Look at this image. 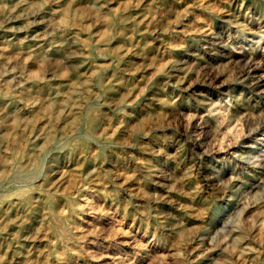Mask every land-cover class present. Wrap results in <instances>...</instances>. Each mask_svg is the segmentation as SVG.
Instances as JSON below:
<instances>
[{"label":"rangeland","instance_id":"374dc122","mask_svg":"<svg viewBox=\"0 0 264 264\" xmlns=\"http://www.w3.org/2000/svg\"><path fill=\"white\" fill-rule=\"evenodd\" d=\"M262 30L264 0H0V264H104L110 248L135 251L138 242L140 264L152 253L151 264H264V170L220 159L252 151L227 144L244 113L264 112ZM229 61L259 66L221 89L173 87ZM222 93L243 105L221 109L217 121L196 99L220 103ZM171 97L192 132L225 149L216 159L193 161L191 145L183 165L170 158L183 143L159 102ZM105 137L116 143L103 147ZM213 168L233 178L226 191L204 181ZM174 182L183 191L169 192ZM103 213L140 237L111 234Z\"/></svg>","mask_w":264,"mask_h":264},{"label":"clouds","instance_id":"9594fccd","mask_svg":"<svg viewBox=\"0 0 264 264\" xmlns=\"http://www.w3.org/2000/svg\"><path fill=\"white\" fill-rule=\"evenodd\" d=\"M224 2L228 3L229 0H224ZM216 13L222 11V9H214ZM244 25H240L241 30H244ZM261 37L264 38V30L260 33ZM231 37L229 38L230 41ZM229 41L224 42V46H228ZM199 59H203V57H199ZM249 64H253L254 66H259L258 63H254L252 61H246L241 63L240 61H229L227 64H218L212 65L208 64L206 67L205 74L203 76H197V78L190 81V83L184 87L183 81L186 76H181L177 80V82L173 85L174 88H181L182 92L187 91L188 88H191L194 84H207L211 88L221 89L224 84L229 83H243V73L245 70L249 69ZM173 67H178L177 65H173ZM195 69V64L192 66H186L185 68L180 69V71L191 72ZM223 77V79H220ZM219 80V83L217 81ZM171 81H166L168 84ZM176 99H164L159 101L166 108H170L173 111V119L178 123H174L171 125L174 127V135L180 137L183 140L180 148L172 154L170 157L177 163V167L183 165L185 160L188 157L185 155V149L191 145V158L193 161H199L201 163H206L205 157H212L216 159V153L225 151L219 145V143H213L211 141H202L200 135L191 131L188 120L191 119L187 116L186 113L180 112L176 105ZM196 104L198 107H204L207 111V115L219 120L224 112L220 111L231 110L237 106L243 105V97L242 96H234L228 95L227 93L221 94V102L216 103L214 101H210L207 99H196ZM121 112H124L125 109L121 108ZM239 109H237V114H233L229 123H234L236 120L240 119V115L238 114ZM183 117V119H181ZM194 118V117H193ZM183 125V127H181ZM157 127H164L162 124H158ZM264 127V112L255 113L252 109H249L246 113H244L243 120L241 124L237 127V134L234 138H231L227 144L228 148H231L233 144L239 145L241 148L250 147L252 151H232L227 154V156L220 157V159L228 160L229 162L232 160H237L243 162L246 166L262 169L264 170V132H261V128ZM254 133H259V135H254ZM143 135L147 136L148 132H144ZM245 137H252L254 143L251 145H244L241 142ZM105 144L103 147L108 148L111 147L113 142L110 137H105ZM197 146L200 150H197ZM259 146V147H258ZM159 155L160 153H156ZM192 169L188 168V172H191ZM204 181L208 183L209 181H215L214 184L211 185L212 189L215 191H226L232 184L233 178L229 177L227 179L223 178L220 174V171L213 168V170L206 176L203 177ZM109 183H116L115 178H112L108 181ZM176 183L174 182L169 187V192L183 191V184L180 185L178 189L176 187ZM120 186L117 185V188ZM185 195H192L193 193H184ZM141 215H146V213H140Z\"/></svg>","mask_w":264,"mask_h":264},{"label":"bare ground","instance_id":"6f19581e","mask_svg":"<svg viewBox=\"0 0 264 264\" xmlns=\"http://www.w3.org/2000/svg\"><path fill=\"white\" fill-rule=\"evenodd\" d=\"M258 3V2H257ZM259 4V3H258ZM242 10V9H241ZM248 13V12H247ZM5 15V14H4ZM247 18V17H246ZM249 18H250V16H249ZM248 19V18H247ZM257 23H255V25H256ZM261 26V25H260ZM249 28H251V27H249ZM233 29V28H232ZM252 29V28H251ZM259 29V28H258ZM237 30V29H236ZM238 30H240L239 28H238ZM260 31V30H259ZM254 32V31H253ZM252 32V33H253ZM240 33H241V31H240ZM240 33H238V34H240ZM243 33V32H242ZM261 33V32H260ZM247 34V33H246ZM249 34V33H248ZM243 35V34H242ZM254 35V34H253ZM258 35V34H257ZM238 36V35H237ZM255 36V35H254ZM257 37V36H256ZM241 38H243V37H241ZM72 39V38H71ZM70 39V40H71ZM244 41V40H243ZM73 42H75V41H73ZM255 42H257V41H255ZM77 45V44H76ZM252 45V44H251ZM131 47V46H130ZM237 47H239V46H237ZM236 47V48H237ZM241 49V48H240ZM239 50V49H238ZM256 50V49H255ZM263 51V50H262ZM253 52V51H252ZM127 53H129V52H127ZM79 57V56H78ZM195 59V58H194ZM197 59V58H196ZM195 59V60H196ZM242 59V58H241ZM245 59V58H244ZM261 59H263V57L261 58ZM258 60V59H257ZM253 61V60H252ZM200 62V61H199ZM260 62V60L258 61V63ZM255 63V62H254ZM257 63V62H256ZM195 64V63H194ZM253 66V65H252ZM251 69V68H250ZM253 69V68H252ZM255 70V69H254ZM258 71V70H257ZM254 72V71H253ZM260 74V73H259ZM261 75V74H260ZM178 78V77H177ZM255 78V77H254ZM261 79V78H260ZM254 80V79H253ZM254 82V81H253ZM264 82V81H263ZM257 83V82H256ZM259 88H260V86H259ZM175 90V89H174ZM261 90V89H260ZM263 90V89H262ZM156 92V91H155ZM175 92H177V90L175 91ZM159 94V93H158ZM178 94V93H177ZM163 97V96H162ZM172 98V97H171ZM180 98H182V97H180ZM184 98V97H183ZM153 99H154V97H153ZM179 99V98H178ZM183 100V99H182ZM179 101V100H178ZM188 101V100H187ZM187 101H185V102H187ZM190 101V100H189ZM181 102V101H180ZM245 102V101H244ZM190 103V102H189ZM182 104V103H181ZM160 106V105H159ZM163 106V105H162ZM246 108V107H245ZM249 108V107H248ZM165 110V109H164ZM188 110V109H187ZM248 110V109H247ZM253 110V109H252ZM180 111H182V110H180ZM184 111V110H183ZM245 111V110H244ZM254 111V110H253ZM260 111V110H259ZM256 113V112H255ZM204 117V116H203ZM209 120V119H208ZM210 121V120H209ZM218 121V120H217ZM212 123V122H211ZM229 124V123H228ZM232 124V123H231ZM230 125V124H229ZM157 127V126H156ZM217 127V126H216ZM213 128V127H212ZM235 129V128H234ZM216 130V129H215ZM237 130V129H236ZM235 130V131H236ZM159 135H161V134H159ZM158 135V136H159ZM167 135V134H166ZM163 136V135H162ZM156 137V136H155ZM160 138V137H159ZM158 138V139H159ZM157 139V138H156ZM155 139V140H156ZM163 139V137L161 138V140ZM164 141V140H163ZM157 143H159V142H157ZM165 143H166V140H165ZM250 145V144H249ZM161 146H162V144H161ZM163 147V146H162ZM145 149V148H144ZM177 151V150H176ZM149 158V157H148ZM139 159V158H138ZM148 160V159H147ZM144 162H145V160H144ZM142 163V162H141ZM140 163V164H141ZM148 164V163H147ZM143 166H145V164L143 165ZM146 167V166H145ZM156 168V167H155ZM148 170H150V169H148ZM152 170V169H151ZM154 171H155V169H154ZM159 171V170H158ZM157 170H156V172H158ZM155 172V173H156ZM154 173V174H155ZM261 173V172H260ZM72 174H74V173H72ZM71 174V175H72ZM237 174V173H236ZM239 174V173H238ZM155 176V175H154ZM138 176H136V178H137ZM263 177V176H262ZM153 178V177H152ZM243 178V177H242ZM241 178V179H242ZM239 179H240V177H239ZM260 179V178H259ZM262 179V178H261ZM258 181H260V180H258ZM86 185V184H85ZM132 185V184H131ZM254 186V185H253ZM84 187V186H83ZM128 187V186H127ZM263 187V184H260L259 186H258V189H259V191L261 190V188ZM85 188V187H84ZM255 188V187H254ZM264 188V187H263ZM93 189V188H92ZM257 189V188H256ZM243 190V189H242ZM95 191V190H94ZM248 191H249V189H248ZM254 191H255V189H254ZM253 192V191H252ZM256 192V191H255ZM82 193V192H81ZM91 193V192H90ZM133 193H135L134 191H133ZM137 193V192H136ZM93 194V193H92ZM131 194V193H130ZM139 194V193H138ZM134 195V194H133ZM258 195H259V193H258ZM81 196V195H80ZM83 196V195H82ZM86 197H87V194L85 195ZM137 196V195H136ZM139 196V195H138ZM137 196V197H138ZM168 196V195H167ZM251 196V195H250ZM255 196V195H254ZM78 197V196H77ZM85 197V198H86ZM140 197H142L141 195H140ZM263 197V196H262ZM90 198H92V197H90ZM260 198V197H259ZM264 199V198H263ZM83 200V199H82ZM86 200V199H85ZM84 200V201H85ZM90 200V199H89ZM255 200H256V198H255ZM254 200V201H255ZM259 200H261V198L259 199ZM84 201H82V202H84ZM244 201V200H243ZM251 201V200H250ZM258 201V200H257ZM256 201V202H257ZM86 202V201H85ZM253 202V201H252ZM262 202V201H261ZM68 203V202H67ZM88 203H90V202H88ZM87 203V205H89ZM92 203V202H91ZM78 204V203H77ZM76 204V205H77ZM80 204V203H79ZM82 204H84V203H82ZM93 204V203H92ZM91 204V205H92ZM95 205H97V204H95ZM99 205V204H98ZM243 205V204H242ZM74 206V205H73ZM108 206V205H107ZM241 206V205H240ZM243 206H246V205H243ZM78 207V206H77ZM82 207V206H81ZM86 207V206H85ZM97 207V206H96ZM105 207V206H104ZM104 207H100L99 209L101 210L102 208H104ZM216 207V206H215ZM106 208V207H105ZM243 208V207H242ZM241 208V209H242ZM79 209V208H78ZM95 209V208H94ZM107 209H109V208H107ZM110 209H112V208H110ZM217 209V208H216ZM76 210V209H75ZM74 210V211H75ZM104 210V209H103ZM215 210V209H214ZM50 211V210H49ZM95 211H97V210H95ZM105 211V210H104ZM107 211V210H106ZM109 211V210H108ZM113 211V210H112ZM212 211V210H211ZM76 212H77V210H76ZM217 211L215 210V213H216ZM241 212V211H240ZM97 213V212H96ZM116 213V212H115ZM204 213V212H203ZM211 213V212H210ZM113 214V213H112ZM212 214H213V212H212ZM54 215V214H53ZM72 215V214H71ZM95 216H97L96 214H94ZM93 215V216H94ZM99 215H100V213H99ZM117 215V214H116ZM209 215V214H208ZM73 216V215H72ZM92 216V215H91ZM103 216V217H102ZM111 216H113V215H111ZM110 216V217H111ZM119 216V215H118ZM117 216V217H118ZM212 216V215H211ZM215 216V215H214ZM62 217V216H61ZM101 217L103 218V223H104V225H105V223L106 224H109V226H110V232H111V234H113V235H118V236H121L120 237V239L121 238H123V239H125V241L126 242H131L132 240H134V239H137L138 237H140V236H136V233H134V231L132 230V229H130V228H128L127 226V228L125 229L124 228V224H122L123 223V219L121 220L122 222H110V221H108V217H109V215L107 214V213H103L102 215H101ZM101 217H95L94 218V221L95 220H99V219H97V218H100L101 219ZM19 218V217H18ZM17 218V219H18ZM115 218V217H114ZM68 219V218H67ZM90 219V218H89ZM121 219V217H119V220ZM207 219V218H206ZM210 219V218H209ZM22 220V218L20 219V221ZM102 220V219H101ZM55 221V220H54ZM66 221V220H65ZM93 221V222H94ZM112 221V220H111ZM116 221H117V219H116ZM90 222V221H89ZM18 223V222H17ZM58 223V222H57ZM67 223V222H66ZM91 223V222H90ZM89 223V224H90ZM125 223V222H124ZM69 223H67V225H68ZM95 224V223H94ZM127 224V223H126ZM55 225V224H54ZM80 225V224H79ZM100 225V224H99ZM97 226V225H96ZM107 226V225H106ZM133 226V225H132ZM185 226H186V224H185ZM77 227H78V225H77ZM76 227V228H77ZM80 227V226H79ZM78 227V228H79ZM99 228V227H98ZM107 228V227H106ZM52 229V228H51ZM136 229H137V227H136ZM180 229V228H179ZM56 230V229H55ZM186 230V229H185ZM184 231V230H183ZM81 232V231H80ZM107 232V231H106ZM109 232V231H108ZM58 233V232H57ZM68 233V232H67ZM61 234V233H60ZM143 234V233H142ZM145 234V233H144ZM185 234V233H184ZM82 235V234H81ZM62 236V235H61ZM83 236V235H82ZM111 236V235H110ZM70 237V236H69ZM72 237V236H71ZM111 237H113V236H111ZM143 237H145L144 235H143ZM199 237V236H198ZM56 237H54V239H55ZM58 238H59V236H58ZM73 238V237H72ZM83 238V237H82ZM146 238V237H145ZM74 239V238H73ZM72 239V240H73ZM119 239V238H118ZM140 240L139 241H141V238H139ZM81 240V239H80ZM147 240H149V239H147ZM54 241V240H53ZM70 241V240H69ZM94 241V240H93ZM124 241V240H123ZM122 241V242H123ZM124 241V242H125ZM150 241V240H149ZM142 242V241H141ZM144 242V241H143ZM152 242V241H151ZM61 243V242H60ZM70 243V242H69ZM73 244H74V242H72ZM75 243H76V241H75ZM98 243V242H97ZM133 243V242H132ZM132 243H131V245H132ZM139 243V247L134 251V250H130V251H128V249L127 250H125L124 248H121L120 247V245H115L114 247H112V248H110L108 251H109V253H111L110 254V256L113 258V260H108V262L106 261L104 264H140V262H138L139 260H140V258L142 257V255H143V252H142V250L144 249H142V248H140V247H144V246H146V245H143V246H141V244H140V242H138ZM150 243V242H149ZM118 244V243H117ZM148 244V243H147ZM104 245V244H103ZM114 245V244H113ZM131 245H130V247H131ZM134 245H135V243H134ZM149 246H150V244H148ZM154 245V244H153ZM72 246V245H71ZM70 246V247H71ZM90 246V245H89ZM106 246V245H105ZM161 246V245H160ZM90 247H92V246H90ZM66 248V247H65ZM72 248H73V246H72ZM97 248V247H96ZM95 248V249H96ZM157 248H159V247H157ZM77 249V248H76ZM75 249V250H76ZM155 249V248H154ZM263 249V248H262ZM65 250H68V249H65ZM64 250V251H65ZM71 251H73L72 249H70ZM97 250H98V248H97ZM107 250V249H106ZM157 250V249H156ZM155 250V252H157ZM49 251V250H48ZM52 251V250H51ZM96 251V250H95ZM145 251V250H144ZM146 251H147V249H146ZM150 251V250H149ZM159 251V250H158ZM161 251V250H160ZM67 252V251H66ZM99 252V251H98ZM101 253L103 252V250L102 251H100ZM154 252V251H153ZM48 253V252H47ZM62 253V252H61ZM152 253V252H151ZM163 253V252H162ZM173 253H175V251L173 252ZM60 254V253H59ZM104 254H106L105 253V251H104ZM155 254V253H154ZM157 254V253H156ZM155 254V255H156ZM160 254V253H159ZM50 255V254H49ZM71 255H72V253H71ZM147 255V254H146ZM150 254H148V256H149ZM151 255H153V253L151 254ZM151 255H150V257H148V258H152L151 257ZM158 255V254H157ZM169 255V254H168ZM65 256V255H64ZM102 256H103V253H102ZM160 256V255H159ZM167 256V255H166ZM48 257V256H47ZM49 257H51V256H49ZM154 257V256H153ZM168 257V256H167ZM175 257V256H174ZM251 257V256H250ZM69 258V257H68ZM158 258V257H157ZM170 258V257H169ZM50 259V258H49ZM54 259V258H53ZM70 259V258H69ZM108 259V258H107ZM146 258H144V261H146L145 260ZM149 259V262H150V264H151V260ZM159 259V258H158ZM161 259V258H160ZM164 259H165V257H164ZM57 260V259H56ZM76 260V259H75ZM155 260H156V257H155ZM144 261H143V263L142 264H144ZM57 262H59V260L57 261ZM147 262V261H146ZM254 262V261H253ZM60 263V262H59ZM148 263V262H147ZM153 263V262H152ZM249 263V262H248ZM251 263H252V261H251ZM46 264V263H45ZM250 264V263H249ZM256 264V263H255Z\"/></svg>","mask_w":264,"mask_h":264}]
</instances>
